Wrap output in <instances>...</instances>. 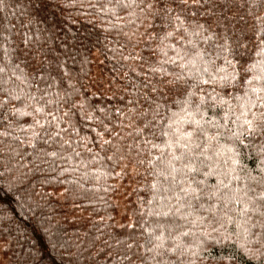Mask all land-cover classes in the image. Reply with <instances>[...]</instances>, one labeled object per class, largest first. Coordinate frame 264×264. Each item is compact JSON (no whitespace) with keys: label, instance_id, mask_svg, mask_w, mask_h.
Segmentation results:
<instances>
[{"label":"trees","instance_id":"1","mask_svg":"<svg viewBox=\"0 0 264 264\" xmlns=\"http://www.w3.org/2000/svg\"><path fill=\"white\" fill-rule=\"evenodd\" d=\"M261 77L264 0H0V264H264Z\"/></svg>","mask_w":264,"mask_h":264},{"label":"snow or ice","instance_id":"2","mask_svg":"<svg viewBox=\"0 0 264 264\" xmlns=\"http://www.w3.org/2000/svg\"><path fill=\"white\" fill-rule=\"evenodd\" d=\"M261 79L264 80V77H261ZM249 83H251V81H249ZM252 92H254V93L264 92V83H262L260 85L259 89L255 88V87L252 88ZM261 99L264 100V97H261ZM261 107H264V104H262ZM36 111H40V110L37 109ZM252 116H253L252 119L245 120L244 124L239 126L238 131L231 132V137L234 138V140L239 141L240 138H242L245 135V133H247L249 135L255 134V133L264 134V111H260L259 115H257L256 113H253ZM37 123H39V122L37 121ZM194 123L196 124V127L201 130V134H203V130L200 126V122L194 121ZM184 147H188V145H184ZM197 147H199V145H197ZM230 151H231V149H230ZM251 179L255 180L254 177ZM260 183L262 185H264V177H261ZM238 199H239V197H238ZM259 200L261 201V203L258 205L259 214L261 216H264V195L260 196ZM249 202L254 203V201H249ZM261 228L264 229V222L261 223ZM176 247L179 248L180 246L177 245Z\"/></svg>","mask_w":264,"mask_h":264}]
</instances>
